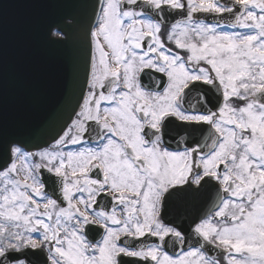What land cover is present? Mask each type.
<instances>
[{"label":"snow or ice","instance_id":"obj_1","mask_svg":"<svg viewBox=\"0 0 264 264\" xmlns=\"http://www.w3.org/2000/svg\"><path fill=\"white\" fill-rule=\"evenodd\" d=\"M93 17L70 123L0 159V264H264V0Z\"/></svg>","mask_w":264,"mask_h":264},{"label":"water","instance_id":"obj_2","mask_svg":"<svg viewBox=\"0 0 264 264\" xmlns=\"http://www.w3.org/2000/svg\"><path fill=\"white\" fill-rule=\"evenodd\" d=\"M95 4L0 0V159L9 140L44 146L70 123L84 91Z\"/></svg>","mask_w":264,"mask_h":264},{"label":"flooded vegetation","instance_id":"obj_3","mask_svg":"<svg viewBox=\"0 0 264 264\" xmlns=\"http://www.w3.org/2000/svg\"><path fill=\"white\" fill-rule=\"evenodd\" d=\"M201 200L198 201H189V205L187 207V216L189 218L194 217L198 214H200L201 212H203L205 210V207H208L209 205L205 203L203 197L199 198ZM196 207H200V208H196ZM187 224V220L185 221V225ZM222 259V257H221Z\"/></svg>","mask_w":264,"mask_h":264}]
</instances>
